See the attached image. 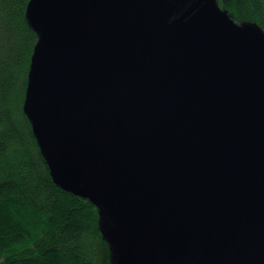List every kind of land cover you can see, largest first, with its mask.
I'll return each instance as SVG.
<instances>
[{
    "label": "water",
    "instance_id": "obj_1",
    "mask_svg": "<svg viewBox=\"0 0 264 264\" xmlns=\"http://www.w3.org/2000/svg\"><path fill=\"white\" fill-rule=\"evenodd\" d=\"M159 1L33 0L28 112L60 183L129 209V264H264V32L146 52Z\"/></svg>",
    "mask_w": 264,
    "mask_h": 264
},
{
    "label": "trees",
    "instance_id": "obj_2",
    "mask_svg": "<svg viewBox=\"0 0 264 264\" xmlns=\"http://www.w3.org/2000/svg\"><path fill=\"white\" fill-rule=\"evenodd\" d=\"M33 0H0V264H115L97 204L56 178L27 103ZM264 31V0L230 7Z\"/></svg>",
    "mask_w": 264,
    "mask_h": 264
},
{
    "label": "flooded vegetation",
    "instance_id": "obj_3",
    "mask_svg": "<svg viewBox=\"0 0 264 264\" xmlns=\"http://www.w3.org/2000/svg\"><path fill=\"white\" fill-rule=\"evenodd\" d=\"M199 1L160 0L154 12L156 22L152 29L139 25L132 27L141 48L153 52L190 47L197 43L194 40L196 31L213 27L231 26L257 32L262 30L256 22L238 20L231 13L230 7L242 9L243 2L247 0H204L189 14L190 9ZM186 13L189 15L186 16ZM184 15L186 18L180 22Z\"/></svg>",
    "mask_w": 264,
    "mask_h": 264
},
{
    "label": "rangeland",
    "instance_id": "obj_4",
    "mask_svg": "<svg viewBox=\"0 0 264 264\" xmlns=\"http://www.w3.org/2000/svg\"><path fill=\"white\" fill-rule=\"evenodd\" d=\"M28 17L39 34L33 54L32 64L35 67L46 48L47 40L53 28L51 24L38 15L33 1L28 6ZM96 203L104 237L112 249L111 259L115 264H129L132 248L130 235L135 231L129 209L127 207L109 206L100 200H96Z\"/></svg>",
    "mask_w": 264,
    "mask_h": 264
}]
</instances>
